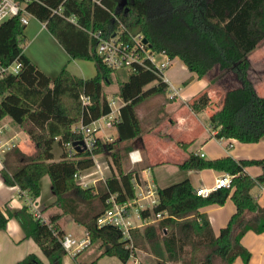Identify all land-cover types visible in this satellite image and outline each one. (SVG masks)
Here are the masks:
<instances>
[{
  "label": "trees",
  "instance_id": "16d2710c",
  "mask_svg": "<svg viewBox=\"0 0 264 264\" xmlns=\"http://www.w3.org/2000/svg\"><path fill=\"white\" fill-rule=\"evenodd\" d=\"M58 7L59 12H54ZM29 8L71 58L93 61L96 72L82 78L61 67L50 78L24 53V26L15 18L0 24V61L17 59L21 63L17 73L0 79V120L9 116L34 145L31 152L18 145L6 150L0 173L5 183L28 192L32 202L40 193V177L48 175L55 195L52 205L59 209L49 220L37 217L29 204L14 212L0 209V228L8 217H15L24 235L35 241L46 258L43 261L32 252L15 264H62L67 252L61 245L64 233L57 220L65 214L82 226L88 238L82 249L98 243V254L86 264H95L105 255L115 256L123 264L131 252L130 241L133 247L148 251L154 264H232L237 256L247 261L249 251L240 242L241 236L248 230H264V206L258 204L254 191L264 184V158H207L188 152L177 163L180 169L228 172L233 174L232 187H219L202 196L187 177L157 187L156 203L138 212L142 218H155L158 212L166 216L130 228L129 239L118 227L98 224L96 219L112 206L111 196L116 203L135 199V168H121L117 141L95 136L91 150H76L68 143L82 139L74 124H88L109 112L103 85L112 82L116 70L95 52V38L89 31L109 36L119 28L125 38L141 33L152 51L164 52L170 59L178 57L198 77L222 85L220 103L208 116L216 138L245 143L263 138L264 95L248 76V54L264 39V0H33ZM70 15L76 23L66 19ZM215 68L217 72H212ZM227 71H233L239 83H230ZM126 73L118 86L123 103L114 124L120 141L133 139L142 131L138 104L150 95L166 92V84L150 69ZM82 94L89 97V103L83 104ZM208 103L204 91L190 107L198 111ZM54 145L60 147L57 160L53 159ZM103 151H110L115 171L93 184L77 183L80 171L93 165L92 155ZM249 165L260 166L261 172L247 174L244 168ZM227 198L235 210L216 234L200 209L222 205Z\"/></svg>",
  "mask_w": 264,
  "mask_h": 264
},
{
  "label": "crops",
  "instance_id": "0c3cea01",
  "mask_svg": "<svg viewBox=\"0 0 264 264\" xmlns=\"http://www.w3.org/2000/svg\"><path fill=\"white\" fill-rule=\"evenodd\" d=\"M23 33L27 39L35 41V46L32 49L27 51L25 47L23 48L24 53L50 78H53L61 67H66L70 73L82 78L95 74L96 69L93 61L71 58L46 29L44 23L37 18H32L29 21L24 27ZM165 76L172 83L181 86V95L174 99H168L165 96V100L161 102V108L150 107L149 109L143 108L141 111L136 110L142 124V131L138 136L120 141L115 126L103 127L95 131V135L102 141L107 140L108 137L111 138L110 141H117L115 149L119 152L123 170L135 168L132 182L136 197L133 199L132 208L152 206L150 201L152 198H156V188L160 187L159 180H169L175 171L173 169L179 168L177 163L188 152L203 153V156L207 158L220 155H230L235 159L264 158V137L257 142H247L256 143V146H250L251 144L240 142L235 138L223 137L219 139L214 136L216 129L210 127L208 116L210 111L219 105V100L222 98L223 87L218 81L209 83L206 78L198 77L196 73L189 71L178 57L171 59L170 65L165 70ZM204 91L209 97L208 105L198 111L193 110L190 107V102ZM217 97L219 103L215 100ZM106 98L109 100L108 97ZM118 101V103L115 101L116 105L123 103L120 97H118ZM195 142H198L199 145H194ZM208 143H214L215 146H212L211 151L209 150L206 155L202 148ZM14 145H18L26 152H31L34 149L27 134L9 116H5L0 120V168L3 153ZM238 145L244 146L238 148ZM132 149H138L141 156V160L134 165L130 163L127 156L128 151ZM52 151L53 159H59L60 147L54 145ZM109 152L103 151L96 154L93 165L80 171L77 183L85 186L110 176L115 171V166ZM244 170L251 176H256L261 172L258 165L246 166ZM180 171L179 176L187 177L194 189L207 188L209 192L212 190L214 180L224 172L212 168L180 169ZM39 186L40 193L32 202L28 192L20 191L17 185L5 183L0 173V209L4 212H14L22 205L29 204L31 209L38 212L42 219L49 220L59 209L52 205L55 195L51 189L48 175L40 177ZM254 189L258 204L264 206V186ZM234 210L235 205L230 198H227L222 205H208L200 209L207 214L216 234L226 224ZM57 224L64 234H70L77 239L86 237L82 226L76 224L67 214L62 215L57 220ZM240 242L249 251V257L247 261H244L242 257L237 256L232 264H264V230L260 233L248 230L241 236ZM32 252L46 261L35 241L24 235L17 219L13 216L8 217L4 228H0V264H15L26 254ZM81 253H83L82 250L75 256L66 253L62 257V264H81L79 259ZM99 258L95 264H98Z\"/></svg>",
  "mask_w": 264,
  "mask_h": 264
},
{
  "label": "built area",
  "instance_id": "2783aa9c",
  "mask_svg": "<svg viewBox=\"0 0 264 264\" xmlns=\"http://www.w3.org/2000/svg\"><path fill=\"white\" fill-rule=\"evenodd\" d=\"M32 1L33 0H0V24L8 19L15 18L25 27L32 18H36L29 8ZM59 10L60 7L53 9L54 12H59ZM66 19L72 23H76V18L73 15L67 16ZM89 33L95 38V52L101 57L102 62L106 66L114 70H123L126 72H135L139 68L150 69L166 84V96L168 99H174L180 96L181 86L172 83V81L165 76V70L170 65L171 59L164 52L152 51L147 40H143L144 36L141 33L134 34L130 36V38L122 36L120 28L109 36H103L99 30H91ZM20 66L21 63L17 59L9 63H2L0 61V79L9 74L17 73ZM80 97L83 104L89 103L90 99L88 96L82 94ZM107 103L109 106L108 113L92 120L88 124L78 122L72 126L82 133V140L85 144L84 149L91 150L96 136L95 131L103 127H112L119 119L120 105H116L114 99L107 100ZM107 140L110 141L111 138L108 137ZM68 145L74 148L72 143H68ZM199 155L203 156V153H199ZM92 156L94 160L95 155ZM127 156L132 165L141 160L138 149L128 151ZM232 178L233 174L223 172L214 180L211 189L232 187ZM263 186L264 184H261V187ZM195 192L198 195L205 196L209 193V189L196 188ZM109 200L112 201V206L97 217V223L116 226L120 229L122 236L129 239L130 228L139 227L145 223L153 222L156 219L166 216L165 212H158L155 218H142L138 212L140 207L132 208L133 200L124 203H116L113 201L112 196ZM156 201L157 196L156 198H152L150 203L155 204ZM31 211L37 217H40L38 212L32 209ZM87 242L88 238L86 237L77 239L70 234H63L61 237V245L68 254L72 255L82 249ZM127 246L131 249V252L128 259L123 264H126L128 261H132L131 264H140L135 252L132 250V248L134 249L135 247L132 246L131 241Z\"/></svg>",
  "mask_w": 264,
  "mask_h": 264
},
{
  "label": "rangeland",
  "instance_id": "374dc122",
  "mask_svg": "<svg viewBox=\"0 0 264 264\" xmlns=\"http://www.w3.org/2000/svg\"><path fill=\"white\" fill-rule=\"evenodd\" d=\"M25 49L28 51L29 49H32L35 46V41L30 40L28 38L25 43H24ZM248 58L250 61V67L248 69V76L251 79V81L254 83V86L257 90V92L260 95H264V39L257 45V48L253 49L249 54ZM45 61V59H43ZM217 72V69H213L212 72ZM227 79L229 82L232 84L239 83L237 77L235 76L233 71H227ZM127 77L126 71L123 70H116L112 74V82L110 84H104L103 85V90L106 94V97L113 98L116 103H118V86L119 83L122 80H125ZM235 81V82H234ZM234 82V83H233ZM150 86V85H148ZM181 95V93H180ZM220 95V94H218ZM166 92L165 93H158L154 95H150L146 98H144L137 106L136 110L141 111L143 108L149 109L150 107H154L155 109L161 108L162 107V100H165ZM217 103H219V99H215ZM219 100V101H218ZM262 141V140H261ZM246 144H251L250 146H256V143H246ZM196 146L199 145L198 142H195ZM212 146H215L214 143H208V145L204 146L202 148V151L208 155L209 150L212 148ZM244 146V145H238V148ZM217 148V147H216ZM211 151V150H210ZM173 170L174 173H172L171 178L169 182H165L164 180H159L158 184L160 187H162L163 184H171L173 182L179 181L182 178L179 176L181 174V171L179 168H174ZM171 181V182H170ZM166 184V185H168ZM165 186V185H163ZM98 243H94L91 245H88L86 248L82 249L81 255L79 256V259L81 261V264H86L88 263L87 261L89 259H92L99 251L97 248ZM133 252H135V255L137 257V260L140 261V264H154V258L153 256L148 252L143 249L135 247L134 249L132 248ZM69 256V255H67ZM132 261H128L126 264H131ZM98 264H120V261L118 258L115 256H102L99 258Z\"/></svg>",
  "mask_w": 264,
  "mask_h": 264
},
{
  "label": "water",
  "instance_id": "95a60500",
  "mask_svg": "<svg viewBox=\"0 0 264 264\" xmlns=\"http://www.w3.org/2000/svg\"><path fill=\"white\" fill-rule=\"evenodd\" d=\"M143 40L146 41V38L144 37ZM72 145L74 146V148H75L76 150H83V149L85 148V144H84V142H83L82 139L74 140V141L72 142Z\"/></svg>",
  "mask_w": 264,
  "mask_h": 264
}]
</instances>
